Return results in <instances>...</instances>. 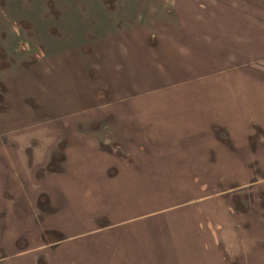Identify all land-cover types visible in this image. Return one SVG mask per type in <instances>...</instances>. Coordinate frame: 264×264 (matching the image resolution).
<instances>
[{
	"label": "rangeland",
	"instance_id": "374dc122",
	"mask_svg": "<svg viewBox=\"0 0 264 264\" xmlns=\"http://www.w3.org/2000/svg\"><path fill=\"white\" fill-rule=\"evenodd\" d=\"M92 2L96 0H0V260L32 250L34 254L30 255L40 258L44 245L67 239L77 242L75 238H78L84 239L83 242L92 239L106 244V249H93L96 258L118 255L123 262L130 256L127 241L137 240L139 233L142 234L138 229L126 234L124 230L129 229L123 227L144 221L147 227L143 234L147 242L153 239L156 224L182 223L185 224L183 230H174L179 239L192 235L193 242H200V246L201 242L211 245L209 264H262L264 149L257 150V147L258 142H264V28L255 32L256 37L237 38L235 33L249 20L234 22L238 15L234 0H225L226 6L211 5L202 0L184 1L185 7L179 11L188 14L192 22L194 19L196 30L208 32V40L201 42L205 69L199 72L193 68V83L220 78L223 86L218 84L220 89H209L207 93L219 98L210 103L231 97L232 101L236 100V105L241 101L239 105L243 111L247 110V115L249 104L258 93L259 117L260 114L263 117L256 121L258 128L252 124L247 127L246 135H234L232 125L228 124L225 126L228 131L223 132L219 127L209 135H200L196 128L189 127V123L175 120L171 125L166 124L170 127L163 129L166 132L159 130L161 132L153 136L163 139L160 141L161 149L165 150L161 156L163 161L181 158L188 168H165L161 163L160 167L148 170L150 177L163 178L164 182L112 184L106 181L104 171L107 164H115L114 159L110 155L107 157L97 146V141L109 144L112 138L105 124L107 120L101 118L108 111L116 113L127 123L130 119L136 122V128L141 132L143 129L150 131L149 124L157 126L159 122L158 127H161L165 121L155 115L163 112H155L144 98L120 100L113 92L107 98L106 88L98 91L95 87L105 83L101 76L106 74L112 83L117 77L127 80L129 70L128 62L121 54L115 55V62L102 74L89 64V53L94 56L95 47L107 42L96 38L90 20L94 17L98 20L100 9L106 15L113 13V8L105 5L95 8L90 5ZM136 6L144 7L145 15L153 11L148 0H139ZM121 10L124 11L123 7ZM161 10L162 14L166 13L164 7ZM196 13L203 19H195ZM258 17L259 13L253 20L257 21ZM150 22L149 17H144L136 26L148 32L157 30L159 34H170L179 40L173 33L175 29H164L162 25L148 29L152 25ZM192 22L188 27L190 31ZM119 24L129 28L127 22ZM150 41L154 43L153 38ZM239 44L241 50L236 47L241 46ZM115 45L119 46L118 40ZM247 46H252V53L245 49ZM155 72L157 76L161 75V72ZM162 74L169 72L162 71ZM203 74L207 77L195 80ZM165 80L169 81V78ZM213 83L217 80L208 81L200 91L208 89L207 86L213 87ZM150 84L153 87L154 83L142 81L140 89H148ZM117 90L118 87H114L113 91ZM76 95H85L86 103H77ZM174 95L180 102L186 97L184 91ZM162 97H166L163 92L154 95L153 99ZM219 105L224 107L222 102ZM201 106L203 114H208V105ZM90 107L96 118L89 116ZM186 109L187 119L191 118L192 107ZM167 112L175 119L179 109L171 106ZM197 122L199 120L195 125ZM207 124L205 121L202 125L205 134ZM82 127H98V131H93L94 136L90 134L88 138L79 136ZM202 144V148L194 151V147L197 149ZM219 145L226 150V156H219L217 163L220 166L213 167L216 157L211 148ZM173 146H176L175 150ZM240 148L244 155L242 151L238 152ZM257 152L263 159L251 160V155ZM243 158L246 161H242ZM191 162L201 163V166L193 165L191 170ZM185 169L193 173L194 183H179L175 179V173ZM83 175H93L101 183H79V179L85 178ZM50 177L51 181L43 186L42 182H35ZM45 185L47 190H44ZM89 186L96 193L92 190L87 198L79 197L85 194L84 190L90 189ZM60 193L68 197L62 201L58 199ZM177 194L181 197H174ZM60 202L65 204L61 211ZM175 211L177 215L173 213ZM91 217H96V221ZM141 217L145 219H139ZM90 231L91 236L88 235ZM110 242L122 245L117 250L119 254L110 251L113 244ZM203 251L204 248H200L197 252ZM82 258L91 263L88 257ZM199 261L195 264H208L205 256Z\"/></svg>",
	"mask_w": 264,
	"mask_h": 264
},
{
	"label": "crops",
	"instance_id": "0c3cea01",
	"mask_svg": "<svg viewBox=\"0 0 264 264\" xmlns=\"http://www.w3.org/2000/svg\"><path fill=\"white\" fill-rule=\"evenodd\" d=\"M138 1L139 0H96V2H94L95 4L93 2L90 4L95 8H101L104 5L109 8H113V13L106 15L103 14L102 9H100L101 13L96 17L98 20H95V17L90 20V22L94 25L93 27L95 29L94 33L96 38L105 39L107 42H105V44H99V48L95 47L93 52L95 55L93 56L90 54L89 64L94 67V69H99L101 73L103 70L110 68L111 63L115 62L114 60L116 54H121L123 59L127 60V68L129 70L127 80H123L122 77H117L114 83H112L106 74L105 76H101V79L104 80L105 83L101 82L99 85H95V87H97L98 91L105 90L106 88L104 92L107 95H113V92L114 95L120 96L118 98L120 100L135 101L138 100L137 98H144L151 105V107L155 109V112L158 110L163 112L162 114L155 113V115L158 118L161 117L165 121L161 127H158L160 123L157 121V126L149 124V128L151 130L144 132L143 129L141 132L136 128L138 125L136 122L133 123L132 119H130V122L127 123L125 122L126 120L121 119L116 113L113 114L114 121L109 131L112 134L111 141L114 143V145L111 146V156L113 157V162H115V164H107L104 171L106 181L112 184L124 182H136L137 184L158 181L164 182L163 178L156 176L150 177L151 172L148 170V168L160 167L161 163L162 165H165V168L187 167V163L181 158H177L179 161L176 159H173L172 161H170L171 159H166L163 161L161 156L162 152L165 150L164 148L161 149L160 142L163 139L154 138L153 136L154 134L157 135L160 133L161 131L159 130L170 128L166 124L171 125V123L175 120H181V122L185 121L186 123H189V127L191 129L196 128L200 135H209L210 131L215 132L219 127H221L224 132L225 129H227L225 127L227 124L229 126L232 125L234 135H246L247 127L250 124L257 125L256 121L258 120L259 122V119H262L263 117V114H260L259 117V106L257 100L258 93L254 94V100L249 104V115H247V110L243 111L241 109L242 107L239 105L241 101H239L240 103L236 105V100L232 101L231 97H223L221 102L224 104V107L219 105L221 103L220 101L217 103H210L212 100L219 98L215 95L209 96L207 93L209 89L216 91L223 86L220 78H211L200 81L202 77H207V74H203L195 78V80L200 82L193 83V68L195 67V70H198L199 72L205 69L202 57L204 50L201 42L208 40V32L205 31L204 33L202 29L196 30L197 27H194V25L196 26L197 24L194 19L192 22L188 14H184L182 11H179L180 8L185 7V0H148V4L151 8H153V11L149 15L144 14V7L136 6ZM196 1L200 2V0ZM202 2H207L208 4L216 6L227 5L225 0H202ZM121 7H123L124 11L121 10ZM163 7L166 11L165 14H162L161 9ZM234 7L235 10L238 11V15H235L234 22H241L246 19L249 20L245 27H239V30L235 33L236 37H256L257 33L264 28V0H234ZM258 13V19L257 21H254L253 17ZM144 17H149L151 19L150 23L152 25L148 27V29L152 26H157L159 28V25H162V28L164 29L165 27H170L175 29L173 33L177 35L179 40L170 34H159L160 32L157 30L148 32L146 29H141V27L136 26V23L143 21ZM194 18L198 20L203 19V17L198 13L194 15ZM119 19L121 22L124 21L129 23V28H123L122 24H119L121 23L119 22ZM166 22L169 26L165 24ZM190 22H192L193 25L191 31L190 28H188L190 26ZM200 24L202 23H199L198 25ZM140 30H144L145 32L136 33ZM243 33L244 35H242ZM191 34L192 39L190 40L189 36ZM151 38H153L154 43L150 41ZM115 40L119 41L118 47L115 45ZM124 42L127 44L125 45ZM236 47H239L241 50L242 45ZM247 47L248 48L245 47V49L252 53V46ZM103 54L105 55L104 58L101 57ZM95 56L98 57L96 58ZM110 57H112V59ZM152 64L154 66L149 68ZM134 68L137 69L134 71ZM155 71L161 72V75L157 76ZM162 71H168L169 74L164 75L162 74ZM81 75H83V73ZM166 78H169V81L165 80ZM210 80H217V83H213V87L207 86L208 89L200 91V89L206 86L207 82ZM142 81L154 83L153 87L150 84L148 85V89H140ZM163 81H167V83ZM193 84L194 86L190 91V87ZM218 84H221V86L218 87ZM173 85L176 86L168 88ZM91 86L94 87V85ZM254 86H256V84ZM114 87H118L117 92L113 91ZM180 91H184L186 93V97L181 102L178 101L174 95ZM162 92L165 93L166 97H162L158 100L153 99L154 95ZM75 98L77 103H81L82 101L86 103V99H88L85 95H76ZM227 99H229L228 102ZM201 104L208 105V114H203V107ZM171 106H176L179 109V114L175 119H172L171 114L167 112ZM186 107H192L194 111V114L188 119L186 117ZM261 111H263L262 108ZM226 115H228V117H226ZM237 117L239 118V122L237 121ZM197 120H199V122L195 125V121ZM205 121H208V126L206 127L209 132L205 131L206 134L202 130V125ZM258 127L259 125H257V128ZM118 132L121 134H117ZM127 133L132 134L126 135ZM145 144L147 145L146 147ZM221 146L222 145L211 148V151L214 152V158L216 157L212 164L213 167L220 166L217 163L219 156H226V150L221 148ZM173 147L175 150L176 146ZM202 147L203 144L197 149L194 147V151ZM190 148L191 150L193 149L192 146ZM263 149L264 142H258L257 150ZM134 150L136 151L133 154ZM240 151H242V155H244L242 148L238 149V152ZM251 157V160L263 159L260 152H257L254 156L252 154ZM173 161H175V165L173 164ZM242 161H246V158H243ZM163 162H165V164ZM246 163H249V160H247ZM195 164V162H191L189 164L191 170L194 166H201V163H199L200 165ZM206 167L209 166L206 165ZM175 175V179L177 178L176 180L179 183L190 184L195 182L193 173L188 172L186 169L184 172L175 173ZM94 182L101 181L95 179ZM174 197L179 198L181 195L177 194ZM173 213H175V215L178 214L177 211ZM139 219L145 218L141 217ZM184 225L185 224L182 223L177 224L172 222L158 223L154 227L155 233H153V239L148 242L145 240L143 234V231L147 227L145 226L144 221L123 227V229H129L124 230L126 234L136 229H138V232L142 231V234L139 233V238L137 240L127 241L130 256H128V258H124L123 262H121V258L118 255H114L112 258H96V253L93 249L108 248L104 242H56L44 245L40 252L42 254V257L40 258H38V256L30 255L34 253H27L25 255L15 257L9 264H195L200 262L199 259L203 256H205L207 260L206 262L209 264L211 261V257L208 258L210 255L209 248L211 247V245L209 246V243L205 244L204 242H201L200 246V242H193L192 235L190 237L185 235L183 238H178V235L174 230H183ZM141 239L142 242H140ZM110 243H113L110 251L113 254H119L117 250L119 247H122V245H119L118 242ZM195 246L196 249L194 250ZM200 248L201 250L204 248V253L198 254L197 251H199ZM88 249L90 250L87 254ZM44 255L47 258H45ZM82 257H88L91 263L86 262ZM214 262H217V259ZM260 263L264 264V257L263 261Z\"/></svg>",
	"mask_w": 264,
	"mask_h": 264
},
{
	"label": "flooded vegetation",
	"instance_id": "af4514ba",
	"mask_svg": "<svg viewBox=\"0 0 264 264\" xmlns=\"http://www.w3.org/2000/svg\"><path fill=\"white\" fill-rule=\"evenodd\" d=\"M89 54H91V52L89 53ZM107 98H108V95H107ZM79 104H85V102H81V103H79ZM89 112H90V117H92V118H96L97 117V115L94 113V109H93V107H90V109L88 110ZM88 111H83L82 113H86V112H88ZM98 114V113H97ZM100 114V113H99ZM98 119V118H97ZM101 119H105V120H107L106 121V126H108V129L107 130H109L110 129V127L112 126V124H113V113L112 112H110V111H108L107 113H106V116L105 117H102ZM97 121V120H96ZM97 123V122H96ZM95 123V124H96ZM84 126H85V124H84ZM83 126V127H84ZM91 126V125H90ZM89 126V127H90ZM105 126V127H106ZM80 128V130H79V136L80 135H83V136H86L87 138L89 137V135L91 134V136L93 135L94 136V133H93V131H96V133H97V131H98V127H94V128H90V129H87V128ZM104 134H106V133H104ZM109 135V134H108ZM108 135H107V137H108ZM101 144V145H100ZM100 144H99V141H97V146H98V148L101 150V151H103L104 152V154L108 157L109 155L111 156V152H112V148H111V146H113L114 145V143H113V141H111V143H109V144H104L103 142H101L100 141ZM108 145H109V147H108ZM69 146V145H68ZM110 153V154H109ZM84 176V175H83ZM85 178H82V179H79L80 181H78L79 183H84V184H87V183H89V184H95V183H97V182H94V178H93V175H85L84 176ZM46 178V177H45ZM74 179V178H73ZM85 180H89V181H85ZM51 181V177H50V179H38V180H36L35 182L36 183H38V182H42V186H43V184L45 183V182H50ZM66 181H68V180H66ZM66 181H64V182H66ZM71 181V180H70ZM69 181V182H70ZM73 181V180H72ZM99 183V182H98ZM101 183V182H100ZM89 188L90 189H87V190H84L83 191V193L85 192V194H82V195H80L79 197H82V198H87L89 195H91V193L94 191L95 193H96V191L95 190H93V188H92V186H89ZM48 189V187L45 185L44 186V190H47ZM64 190H65V188H64ZM93 190V191H92ZM65 191H67V190H65ZM61 193H64V192H61ZM61 193H60V195H59V198L58 199H61L62 201H63V199H65V198H67L68 196H63V195H61ZM88 193V194H87ZM94 193V194H95ZM40 196L41 197H44L42 194H40ZM45 198V197H44ZM39 202H41V201H39ZM60 203H62V202H60ZM61 206H59L60 207V211L62 210V208L65 206V204L64 203H62V204H60ZM66 213V212H65ZM75 213V212H74ZM61 214V213H60ZM72 216H74L73 214H72ZM75 217V216H74ZM91 219L93 220V221H96V217H91ZM91 234H92V231H90L89 233H88V235L89 236H91ZM75 240L77 241V242H83L84 241V239L82 240V239H78V238H75ZM71 242V240H65V242ZM90 241L91 242H93L94 240H92V239H90ZM86 242H88V241H86ZM53 243H56V242H53ZM52 244V243H51ZM28 253H33V250L32 251H30V252H28ZM22 255H25V254H23V253H21V254H16V255H12V256H9V257H6L4 260H0V262H6V261H8V263H5V264H9L10 262H11V260H13L15 257H17V256H22Z\"/></svg>",
	"mask_w": 264,
	"mask_h": 264
}]
</instances>
